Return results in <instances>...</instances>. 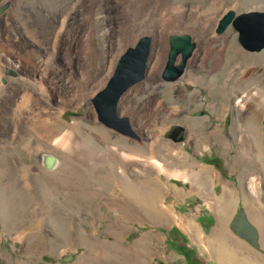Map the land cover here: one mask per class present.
<instances>
[{"label":"rangeland","instance_id":"374dc122","mask_svg":"<svg viewBox=\"0 0 264 264\" xmlns=\"http://www.w3.org/2000/svg\"><path fill=\"white\" fill-rule=\"evenodd\" d=\"M17 1L25 13V21L41 32L37 15L30 8L36 2V11L46 22L45 32L39 36L45 44L52 34L53 18L57 21L70 12L68 24H74L80 13V22L73 33L76 39L81 38L82 47L93 50L97 58L94 74L115 57L113 75L126 46L111 43L113 49L108 57V30L115 32V28L108 22L107 13L87 7L84 0H80L79 12L71 10L75 0ZM111 1L120 4L119 0ZM169 2L186 9L198 6L207 13L208 21L202 33L183 34L190 37L195 49L182 77L173 83L161 81V73L151 76L149 57L153 40L150 36L142 37L150 43L146 75L127 90L118 107L119 115L129 120L135 139L99 123L91 100L81 101V94L67 95L69 101L60 105L61 96L56 98L44 78L32 77L23 61L7 60V55L0 53L6 62L0 90V264L199 262L196 243L184 234L186 228L180 223L179 230L157 227L160 222L171 220V215L152 212L143 192L152 187L153 177L157 180L162 177L165 168L172 177L183 178L184 183L178 184L194 192L195 202L199 183L192 172L194 165L202 158H210L216 165L220 162L217 157L227 161L232 125L247 124L257 133H264V50L257 53L243 50L232 25L220 34L215 32L226 11L235 14L264 11V0ZM212 6L214 10L210 9ZM8 7L9 3L0 7V16H4ZM13 36L16 41L23 39L17 32ZM196 53L198 62L192 64L190 60ZM57 55L55 66L65 68L69 77L80 84L76 61L73 60L71 68ZM33 58L41 60L37 55ZM36 80L39 83L42 80V88ZM104 85L96 87L95 93L91 91L93 97ZM26 92L32 104L42 106L37 112L44 120L21 112ZM84 92L85 95L87 91ZM133 113L139 114L145 125L137 126ZM17 117L22 119L15 121ZM27 117L31 120L27 121ZM171 125L183 127L186 132L183 143L164 138ZM67 136L70 140L61 141ZM46 154L58 159L52 170L42 164V156ZM42 218L38 227L22 228ZM23 224L26 225L19 227ZM17 230H30L29 239L19 244L12 241L20 234ZM69 255L72 261H63Z\"/></svg>","mask_w":264,"mask_h":264},{"label":"bare ground","instance_id":"6f19581e","mask_svg":"<svg viewBox=\"0 0 264 264\" xmlns=\"http://www.w3.org/2000/svg\"><path fill=\"white\" fill-rule=\"evenodd\" d=\"M84 1L87 7H97L107 13L106 17L108 22L114 25L115 32L108 30L107 35V42L109 46L108 57L111 56V50L113 49V45L111 43H114L117 46H120V43L125 44V52H127L134 47L143 36H150L152 38L151 56L149 57L148 54V57L151 59L149 63L150 73L152 74L151 76L154 74L159 75L162 72L169 53V39L171 36H183V34L187 33L193 36L198 35L204 31V27H206L205 24L208 21L207 13H205L204 10L198 6H190L186 9L184 6L170 4V0H119V5L113 4L111 0ZM7 3H9L10 8L8 7V9L4 11V16H0V53L5 56L7 55V60L8 58H13L15 61H19L21 63L23 61L26 64L25 66L29 68L32 77L37 79L38 77L42 79L44 78L46 82L50 84L51 91L53 93L55 92L56 98L61 96L59 102L61 103L60 105L69 101L68 96L73 97V95L78 94H81V101L91 100V97H93V92L91 91H94V89L101 84L104 85L111 77L112 69L116 64V58H110L107 64L102 67L100 72H98V74H94V67L97 62V58L93 50L90 52L89 49L82 47L81 38L76 39L73 33L74 28L80 22V13L78 14L76 22L74 21V24H68L69 17L67 15L70 14V12L65 16H60L57 21L53 18L50 28L52 34L50 35L48 44H45L41 42V38H39V36L44 34L46 22L42 17H40L38 11H36V9H38L36 2L30 4V8L37 15V21L42 29L41 32L34 29L32 23L25 21L26 19L23 16L25 13L21 11L20 4L17 0H0V7ZM74 4L75 6L71 10L79 12L80 0H75ZM210 9L214 10V6ZM86 12L89 13L90 9L87 8ZM14 32L21 34L23 39L16 41L14 39L15 36H13ZM57 53L60 55L62 61L69 67L71 66V68L74 67L73 60L76 61L74 65L78 66V69L80 70L79 74L82 79L80 84H77L75 80L69 77V73L65 70V68L60 70V68L55 66L54 61ZM1 54L0 90L1 78L3 76L2 67L3 63H6L3 61L4 59L1 57ZM42 54H44V56H42ZM35 55L41 57V60H34L33 57ZM198 58V53H196L190 62L192 64L194 62H198ZM31 60H34L35 63H31ZM9 65L12 66L10 62ZM36 81V83L42 88V80L40 83L39 80ZM84 91H87L85 95L83 94ZM95 92L96 91H94V93ZM29 98V93H24L22 99L26 100L25 103H23L25 108L20 110L21 112L23 111L26 113L30 118L34 117V119L39 121L42 119V115L37 111L42 110L43 108L42 106H38L39 103H35V105L32 104ZM119 104L120 102L117 104V111L118 107H120ZM15 107L18 108L19 106ZM61 108H59V115L61 113ZM134 115V118L136 117L135 120L138 121L137 126L141 127V125H145L143 120L140 119L139 114L135 113ZM30 118L26 120L29 121ZM18 119L22 118L17 117L15 121ZM66 140H70L69 136L64 137L61 141Z\"/></svg>","mask_w":264,"mask_h":264},{"label":"crops","instance_id":"0c3cea01","mask_svg":"<svg viewBox=\"0 0 264 264\" xmlns=\"http://www.w3.org/2000/svg\"><path fill=\"white\" fill-rule=\"evenodd\" d=\"M243 126L232 125L234 129H229L227 161L217 157L220 162L216 165L210 158H202L194 165L192 172L199 183L195 202L194 192L178 184L184 183L183 178L172 177L165 168L162 177H153L152 187L143 192L152 212L171 215V220L160 222L157 227L186 228L184 234L196 243L200 264H264V133H257L247 124ZM167 169L171 171L170 167ZM240 209L257 231L256 248L231 231L232 220ZM42 220L19 227L31 230ZM30 230H17L20 234L12 241L24 243Z\"/></svg>","mask_w":264,"mask_h":264},{"label":"water","instance_id":"95a60500","mask_svg":"<svg viewBox=\"0 0 264 264\" xmlns=\"http://www.w3.org/2000/svg\"><path fill=\"white\" fill-rule=\"evenodd\" d=\"M228 25H232L237 32V42L243 50L257 53L264 49V11H247L239 14H235L232 10L226 11L218 21L215 32L222 33ZM169 45V53L160 79L163 82L173 83L182 77L195 45L187 35L172 36L169 39ZM148 54L149 39L143 38L133 49L122 55L105 87L91 99L97 121L106 128L131 139H135L136 134L129 120L118 114L117 104L128 89L144 79ZM178 56L180 60L176 64ZM163 136L172 140L173 143H183L184 129L180 125H171ZM42 164L46 169L52 170L58 164V159L54 155L46 154L42 156ZM231 231L251 247L258 246L257 231L242 209L237 211ZM72 259L73 257L69 255L63 261L70 262Z\"/></svg>","mask_w":264,"mask_h":264},{"label":"flooded vegetation","instance_id":"af4514ba","mask_svg":"<svg viewBox=\"0 0 264 264\" xmlns=\"http://www.w3.org/2000/svg\"><path fill=\"white\" fill-rule=\"evenodd\" d=\"M172 136H174V134H172ZM236 216V215H235ZM235 218V217H234ZM234 218H233V220H234ZM233 220H232V222H233Z\"/></svg>","mask_w":264,"mask_h":264}]
</instances>
